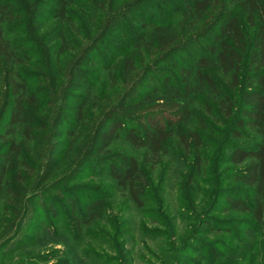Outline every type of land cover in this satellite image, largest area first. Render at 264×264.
Masks as SVG:
<instances>
[{
	"label": "trees",
	"instance_id": "16d2710c",
	"mask_svg": "<svg viewBox=\"0 0 264 264\" xmlns=\"http://www.w3.org/2000/svg\"><path fill=\"white\" fill-rule=\"evenodd\" d=\"M146 1L0 0V251L49 240L77 248L76 263L51 248L15 264H133L122 216L133 208L159 217L149 238L161 251L149 264H185L189 238L168 217L172 178L175 217L243 250L242 235H255L264 264V0H153L182 19L142 17L134 28ZM92 175L110 186L81 193L75 182ZM36 204L48 221L29 235ZM207 252L212 264L233 260L214 243Z\"/></svg>",
	"mask_w": 264,
	"mask_h": 264
},
{
	"label": "rangeland",
	"instance_id": "374dc122",
	"mask_svg": "<svg viewBox=\"0 0 264 264\" xmlns=\"http://www.w3.org/2000/svg\"><path fill=\"white\" fill-rule=\"evenodd\" d=\"M133 11H134V15L132 16V27L134 28L136 27V25L139 26L140 24L139 21H141L142 17L143 19L141 22H145L146 25H152L154 23L163 22V21L174 23L182 19L181 17L182 14L180 15V13L179 14L176 13L172 8L166 7L161 3H159L158 1H153V0L146 1L145 3L140 5L136 10ZM111 35H112L111 37H115L117 39L120 37V34L118 32L112 33ZM103 46L107 50L106 53L107 55H110L112 58L119 56L118 55L119 50L115 46L112 39H110V37H106L104 39ZM200 46H201V42H197L192 47H189L187 50L190 53H194L197 51V49ZM94 57H99V55L94 54ZM97 59L99 60L101 59V61H104V59L102 58H97ZM95 66L97 67V75H99L98 83H101L100 87H102L103 85L107 87L109 85L105 80L107 69L102 70V66L100 63L95 64ZM103 176L106 175L103 174ZM170 181L171 182L168 185L165 184L164 186L165 187L164 189L167 190L168 200L171 203V208H170L171 211L169 212L168 217L170 218L171 216H173V220L170 221V225L171 224L177 225L178 232L176 236L183 235L184 238L185 237L186 239L189 238L187 245L188 247H191L195 251L193 252L192 249L189 250L190 252L186 254L187 259L185 260L186 261L185 264H206V263L212 264V262L209 261L210 259H208V252H207L208 245H211V243H214V245L218 246V249L222 251L224 256H226V259L233 258V260H231V264H255L256 261L260 259L262 251L261 249L260 250L258 249L257 245L255 247V243L258 242L256 240L257 238L255 235L254 236H246V234L242 235V239L244 240L242 241L244 242V245L246 244V247H243L245 248V250H243L241 248L243 244L240 245V243H238L237 241L235 242L234 238L229 234L219 231L209 232L207 228H205L202 233H196L194 232L195 231L194 228H192L194 226V222H188V220L185 218L183 219V218L175 217L174 211L178 207V202L175 198L176 189L174 188V183L172 182L174 181V178H172V180ZM211 181H212L211 177L210 178L206 177L205 189L208 190L211 189L210 186H214L213 184H211ZM96 182L97 184H101L102 187L104 188L110 186V183L106 181V178L97 177L95 175L89 177L84 176L79 181L75 182V185H77V187L83 188L82 189L83 191L81 193H85V191H87V189L91 185L94 186ZM84 195L85 194H79V193L75 195L79 209H81L82 206L84 205L85 202ZM120 195H122L120 192L116 195V197L114 198V203L117 204L118 200H120ZM33 209H34V215L36 216L26 226L27 227L26 233L29 235L35 231L39 223L41 224L40 230L42 231V229L44 228L43 226L46 224L44 221H48V217H45L46 215L44 213V210L42 211L37 204L35 205V207H33ZM148 209L150 208H145V210L144 209L136 210L135 208L130 210L125 209L122 214V216H124L123 219H126V228L128 227L126 229V233L123 232L122 233L124 236L126 235L131 237V238L129 237L130 240L129 242H127V244L124 245V247L133 248V252H134L133 264H149L147 259H151V261L155 260L154 258H152L151 251L155 254L157 253L160 254L161 251V248L159 247V245L161 244L159 243L160 238H157L159 240H153L149 238L151 237V235L153 236V234H155L153 229L162 231L161 230L162 228L158 220L159 217L154 212L149 211L150 213H148L147 211ZM68 213L69 212L67 207L65 209L64 208L60 209L59 217L57 219L65 220V218L68 216ZM231 215L232 214L227 215L226 213L214 212L211 214V217L221 220H227L229 219V217H231ZM148 228L150 230L152 229V232ZM116 229L118 230L119 227L115 228V230ZM241 231L243 232V230ZM184 242L182 246L185 245ZM177 243L181 244L182 242L181 240H179ZM221 243L225 245V248H222ZM251 245L254 246L250 248ZM228 247L234 250V252L229 253L227 250ZM247 247H249V249ZM51 248H57L65 251L66 252L65 256L67 257V255H69L68 258L74 261L73 255L76 253L77 248H69L60 243L50 242L49 240L42 243V245L40 244L35 246L26 245L23 247V245L17 246V244L15 245L13 244L9 247H6L4 250L0 251V264H15L17 260H21V259L24 260L27 256L30 255L46 254L47 252L50 251ZM62 257L58 258V260L56 261L59 260L61 261ZM68 258H66L67 263H68ZM94 261L101 263L100 260H94ZM52 262L55 261L53 260ZM52 262H48V263L40 262L37 264H50ZM222 264H227V262H223Z\"/></svg>",
	"mask_w": 264,
	"mask_h": 264
}]
</instances>
